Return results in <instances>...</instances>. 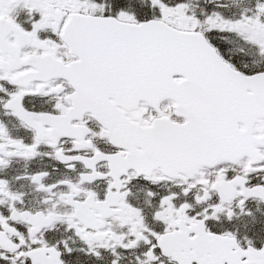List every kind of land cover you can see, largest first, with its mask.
I'll return each instance as SVG.
<instances>
[{
    "label": "snow or ice",
    "instance_id": "snow-or-ice-1",
    "mask_svg": "<svg viewBox=\"0 0 264 264\" xmlns=\"http://www.w3.org/2000/svg\"><path fill=\"white\" fill-rule=\"evenodd\" d=\"M0 264H264V0H0Z\"/></svg>",
    "mask_w": 264,
    "mask_h": 264
},
{
    "label": "flooded vegetation",
    "instance_id": "flooded-vegetation-1",
    "mask_svg": "<svg viewBox=\"0 0 264 264\" xmlns=\"http://www.w3.org/2000/svg\"><path fill=\"white\" fill-rule=\"evenodd\" d=\"M16 167H22V163L19 165H16ZM10 174H12L11 170H10Z\"/></svg>",
    "mask_w": 264,
    "mask_h": 264
}]
</instances>
